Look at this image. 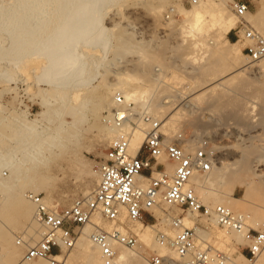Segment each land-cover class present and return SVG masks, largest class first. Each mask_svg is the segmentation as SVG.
Wrapping results in <instances>:
<instances>
[{
	"label": "bare ground",
	"instance_id": "obj_1",
	"mask_svg": "<svg viewBox=\"0 0 264 264\" xmlns=\"http://www.w3.org/2000/svg\"><path fill=\"white\" fill-rule=\"evenodd\" d=\"M106 1L107 0H0V73L17 70L19 63L23 59L39 57L44 61L38 64L36 62L33 63L32 68L33 70L41 71L39 81L43 80L51 86L61 87L65 83L67 84V81L64 80L67 74H73L74 72L79 78L77 77V80L72 86L75 88V93L73 95L75 97H81L93 94L96 88L91 87L92 89H90L88 87L90 82H80V78L83 77L89 57L96 47V43L93 42V39L96 37L99 38L100 36L102 37L101 34H95L97 28L101 26V18L97 16L96 13L102 10ZM162 1L161 4L168 3V0ZM195 3L196 5H193L192 9H187L182 3L176 2L174 6L171 7V10L168 11L169 17H167L169 24L175 22V20L171 19L174 13L182 17L180 29L182 30V38L194 42V45L202 52L199 55L200 58H204L207 52L210 53H208V64L200 67L193 77L194 80L192 79V84L188 85V87H182L181 93L187 100L186 104H178V99L174 96L168 100H165V98L163 99L164 91L158 87L153 91V81L148 80V77L144 74H138L137 77L133 75L122 78V69H119V72L116 71V76H120L119 79L115 78L114 80H110V82L98 92L97 105L95 108H92L94 109V111L92 110V114H96L95 117L97 116L105 122L104 135L108 141L113 143L123 136H129V151L133 156H136L143 147L147 125L138 120L140 127L136 129H131L127 124L118 127L113 122V110H111L114 105L112 97H114L115 93H122L125 98L126 107L135 104L132 110L137 111L139 113L138 115L147 113L159 121L162 124L160 131L166 137V141L176 142L182 145L181 142H179L181 139H176L175 137L182 123L188 121V116H192L193 112L199 111L197 103L201 104V102L204 101L209 104V107H214L221 103H229L230 105L232 102L235 103L236 99L239 100L238 96L244 98L243 100L245 101L247 100V92H245V90L252 85L250 76L251 71L254 68L264 70V58L255 63L254 61L253 63L248 61L249 57L243 52L240 46L241 42H233L229 38L230 33L242 25L244 21H242V18L238 17L236 13L230 10L225 2L215 3L214 0H199L195 1ZM163 6L164 5H160L159 8L157 7L159 13H161L160 10L164 8ZM55 8H57V10H63L61 13L62 17L57 20L56 26L52 28L50 33L45 36L38 35L40 27H36L35 24L38 19H41L39 14L44 13L43 10H55ZM172 8H174V10ZM244 19H246L252 27H256L257 31L264 37V8L260 10L257 17L249 11ZM27 22L33 23L32 27L27 26ZM101 31L104 33L105 28H102ZM129 35H131V33H129ZM25 37L38 38V40L36 43L34 40L29 42L25 40ZM131 38L132 37L129 36L128 39L131 40ZM207 39L208 41H206ZM198 57L196 58L195 56L197 60ZM101 58L102 55L99 53V59ZM152 59L154 62L161 63L160 55ZM166 69L168 68L163 67V70ZM164 76L165 75H162L160 78L163 77L164 79ZM236 76L241 78V82H237L239 83L238 85H236L235 82L234 85L230 86L229 83H233ZM158 78L154 79V81L156 84H161L164 80ZM237 79L239 78L237 77ZM158 80L163 81L158 82ZM244 93H246V95ZM195 102L197 103L195 104ZM246 104L244 103V108L247 110L246 112H248L250 106L248 108ZM43 105L46 108V111L42 114L46 116L45 118L33 121L27 119L21 120V126L26 128L29 134H22L18 131L17 135L22 138L25 135H29V137L26 140L16 137V139H14L16 146H14L13 149H8V151L4 153H0V170L2 168L10 170V176L7 179L0 178V190L8 191L26 184L29 179L27 174H32L34 176L37 173H41L43 169H47L53 161L62 155V150L65 147L63 141L73 142L76 140L79 126L84 119L78 118L74 111L66 109L68 108L67 106H65L67 111L63 109L64 113L62 110L58 111L61 108L60 106V108L58 107L59 109H55L57 110V112L55 111L57 117H53V113L50 114V111L53 109L51 108L50 102L44 101ZM97 108L103 109L104 112L107 113V116L102 117L97 114ZM249 110H251V108ZM49 114L52 115V117H49ZM248 115H250V113ZM68 116L71 117L70 120L67 119ZM43 121L45 123H43ZM205 130L207 131V127ZM174 138L176 140H174ZM27 141H31L33 144L29 150L27 149L28 152L24 151L25 153L22 154L20 149ZM207 141L209 142L208 139ZM202 142L203 144H208L205 141ZM183 148L188 151L184 146ZM202 148L206 149L210 156H212L214 150H216V148L208 150L205 146ZM15 152L21 153H17V155ZM254 160L255 159L251 160L243 156L239 161L233 163V165L241 162L242 169L256 174L257 165H253V163H255ZM160 162L164 163L167 169L166 171L169 174L174 173V163L168 161L165 156L162 157ZM212 163L210 172H195L189 181L188 187L193 188L197 195V190L202 193L204 200H201L199 195L198 197L204 205L208 203L210 198H213L215 204L214 206L208 204L209 208L224 206L232 210L235 214L244 216L251 227L256 226L257 224H255L256 222L254 223V218L250 213H255L254 215L257 217L264 218V206H259L261 211L256 209L255 206H252L257 205L256 207H258L254 199L259 201L258 198L261 197L258 196H264L263 192H260L262 189H259L257 184L253 181L246 182L245 197L243 199L237 198L234 196L232 189H228L230 180H228V170L226 171V168L231 166V164L220 161L218 162L219 166H217L214 160H212ZM201 174H208V177H202ZM33 179L35 178L33 177ZM99 180L100 175L94 173L92 182L83 188V195L88 197L92 194L95 184L98 183ZM138 180L141 182L140 185L144 187L148 184L149 179L140 177ZM31 191L34 192L36 189L33 188ZM11 198L12 200L8 206L14 210L16 216L20 219H28L30 221V229L21 236V240L24 242V246H31L29 242L32 244L37 242L44 232L42 226L35 220L36 205L31 200L30 194H21V192H18L12 194ZM44 202L51 208L50 199L46 198ZM250 205L254 209L251 208ZM155 212L160 221H170L169 228H165L164 231L170 239H173L177 232L171 224L172 216H175V212H180V209L171 207L163 202L161 207L155 209ZM188 214L190 215L184 217V222L187 227L195 229L198 236V245L200 246L208 244L210 247L216 250L218 249V251L219 249L220 251H224L231 258L234 254L240 253L237 245L241 246L242 243H250L244 233H238L225 228L221 229L217 220L214 218H208L200 214ZM197 216H203L210 221V223L208 222V227L214 237L210 238L208 240L209 242L201 241L200 234H198L199 227L195 224V218ZM0 221L2 220L0 219ZM120 222L124 224V226L121 227L122 232L126 233L129 231L128 229H130L139 237V245L135 250L116 246L115 248L118 251L116 264H148L146 260L148 252L146 253L147 255L145 254L146 256L143 255L144 253L142 254V252L145 251L143 249L144 244L152 250L149 256L155 252L161 254L168 253L171 256H176L175 253L170 250L169 246H162L160 244L156 236V227L144 222H136L131 225L128 224L127 211L125 208L120 216ZM94 224L99 229L107 232H111L115 228L112 222H107L101 215L95 216ZM95 225L90 224L85 227L87 228L86 237L82 240L83 249L86 253L85 263L105 264L99 248L94 245L90 238L92 232L97 229ZM153 232H155V235ZM16 235L17 233L14 230L6 231L0 227V264H21L23 254L15 245ZM233 241H235L236 244L233 243ZM262 254L264 255L262 252L259 256H263ZM231 260V264H247V262L252 261L241 253L236 258H231ZM68 262H70L69 259ZM28 264L49 263L44 259H36Z\"/></svg>",
	"mask_w": 264,
	"mask_h": 264
},
{
	"label": "rangeland",
	"instance_id": "obj_2",
	"mask_svg": "<svg viewBox=\"0 0 264 264\" xmlns=\"http://www.w3.org/2000/svg\"><path fill=\"white\" fill-rule=\"evenodd\" d=\"M161 1L107 0L102 10L96 13L101 18V26L97 28L95 34H101L102 37L93 39L96 47L89 57L83 77L80 78V82H90V86L88 84L90 89L96 88V91L89 96L75 97L73 95L75 88L72 86L78 77L74 72L73 74H67L64 79L67 84L65 83L66 85L64 84L61 87L51 86L41 80V78L40 80L43 82L39 81L41 71L32 69L33 63L36 62L38 64L44 61L39 57L23 59L19 63L17 70L10 71L12 74L10 72L0 73V153H4L16 146L14 139L16 137L22 138L17 135L18 131L22 134L28 133V130L21 126V120L33 121L46 117L42 115L46 111L43 105L44 101L50 102L51 108H53L50 114L53 113V117H57V113H55L57 110L55 109L61 107L62 109L60 108L58 111L62 110L63 112V109H70L74 111L78 118L84 119L79 126L77 138L74 140L75 143L74 141H63L65 147L62 150V155L53 161L47 169H43L41 173H37L34 176L27 174V177H29L28 182L20 187L8 191L0 190V219L2 220L0 221V227L6 231L14 230L17 233L15 245L20 249L23 256L27 247L19 245V240L30 229V221L28 219H20L16 216L14 210L8 206L12 200L11 195L18 192H21V194L40 195L44 200L46 198L51 200V208L57 207L61 209L70 207L77 200L87 197L83 195L82 190L92 182L94 173H98L99 165L112 144L104 135L105 122L101 118L95 117L96 114H92L94 111L92 108L97 105L98 92L110 80L119 79L120 76H116L119 69L123 71L122 78L133 75L137 77L138 74L146 75L148 80L153 81V91L157 87L161 88L164 91L163 99L168 100L174 96L178 99V104L182 105L187 102L181 93L182 87H188V85L192 84L193 77L200 67L208 64V55L210 53L207 52V56L200 58L199 55L202 52L194 45V42L182 38V30H180L182 17L174 13L171 19L175 20V22L169 24L167 20V17H169L168 11L171 10L174 3L180 2L185 8L192 9L193 5H196L195 1L199 0H168V3L164 4H161ZM214 1L215 3L225 2L229 9L234 12L232 8L234 0ZM239 1L247 3L255 17L264 8V0ZM159 4L164 5V8L162 7L164 10H160L161 13H159L158 9ZM172 9L174 10V8ZM43 12L39 14L41 19H38L35 24L36 27H40L38 35L41 36L47 35L56 26L57 20L62 17L61 13L63 10L55 8V10H43ZM244 21L247 20L245 19ZM26 25L32 27L33 23L27 22ZM102 28H105L104 33L101 31ZM253 28L257 30L256 27ZM128 35L132 37L131 40L128 39ZM229 38L233 42H238L237 31L233 30ZM25 40L29 42L34 40L36 43L38 38L25 37ZM246 45L244 42L240 43L243 52ZM99 53L102 55L101 59H99ZM159 55L161 63L152 61L153 57ZM195 56L196 58L199 56L198 60ZM248 61L253 63L250 58ZM163 67L168 69L163 70ZM256 69L254 68L251 71L252 85H250V89L245 90L247 95L244 93L247 96V100L244 101V98L238 96L239 100L236 99L235 103L232 102L230 105L229 103H221L214 107H209V104L204 101L201 104L195 102L199 107V111L193 112L192 116H188V121L182 123V128L180 126V130H178L175 137L176 139L180 138L179 142H181L182 146L188 151L192 150L191 152L204 146L208 150L216 148L212 155L213 160L217 163V166H219L218 162L220 161L231 164V166L226 168V171L228 170V180H230L228 189H232L234 196L240 199L245 197V184L250 181L257 184L258 188L262 189L260 192L264 194V70ZM158 75L159 78L162 75L167 78L166 80L163 77L160 78L164 81L158 80V82H163L156 84L154 79H157ZM235 78L233 83L231 82L232 84L229 83L230 86L234 85L235 82L236 85L239 84L237 82H241L239 76ZM117 94L122 95L120 92L114 94V97H112L114 105L111 110L115 107V96ZM244 103H247L246 105L248 108L250 106L251 110L249 108L248 112H246ZM65 106L68 108L65 109ZM131 106L134 108L135 104H131ZM97 112L102 117L107 116L103 109L97 108ZM135 112L137 115L139 114L137 111ZM249 113L250 115H248ZM50 114L49 117H52ZM67 119L70 120L71 117L68 116ZM43 123L45 122L43 121ZM206 127L207 131L205 130ZM28 137L29 135H25L22 139L26 140ZM175 138L174 140H176ZM202 141L208 144H203ZM32 144L33 142L31 141L23 144L20 149L22 154L28 152L27 149L29 150ZM21 152H15V154H20ZM243 156L251 160L255 159L253 165H257L256 174L242 169L241 162L233 165ZM9 176V169L2 168L0 170V178L7 179ZM201 176L208 177V174H201ZM98 184L99 182L95 184L94 190ZM33 188L36 191H31ZM197 192L201 200H204L202 193L199 190ZM258 197H261L258 198L259 201L254 199L258 207H256L257 205L252 206L261 211L259 206H264V196L260 195ZM208 204L214 206V199L210 198L205 205L209 206ZM252 206L250 205L251 208H253ZM177 214H183V217L190 215L183 213L181 210L174 213V215ZM250 214L254 218V223L256 222L255 224H257L252 228L258 229L261 224H264L263 217H257L254 215L255 213ZM149 219L152 225L157 224L156 228L161 230L168 229L170 226V221L162 222V220H159L157 222L151 217ZM195 219V224L199 227L198 234H200L201 241L207 242L214 237L208 227V222L210 223V221L207 218L197 216ZM86 230L87 228L83 231L76 249L70 254V264H87L85 263L86 253L82 243L83 238L86 237ZM153 233L155 235V232ZM29 243L34 245L36 242L33 244ZM233 243L236 244L235 241ZM237 246L240 253L251 260L248 250L249 244L242 243L241 246ZM143 249L145 251L142 254L144 253L143 255H145L148 252L149 257L152 250L146 247L145 244ZM221 252L224 251L221 250ZM240 253L234 254L231 258H236ZM261 257L259 256L251 262H247V264H264V255Z\"/></svg>",
	"mask_w": 264,
	"mask_h": 264
},
{
	"label": "built area",
	"instance_id": "obj_3",
	"mask_svg": "<svg viewBox=\"0 0 264 264\" xmlns=\"http://www.w3.org/2000/svg\"><path fill=\"white\" fill-rule=\"evenodd\" d=\"M232 8L238 17L245 20L250 6L234 0ZM238 41L247 45L244 53L251 61L264 58V37L247 21L236 29ZM131 105L126 107L121 94L115 96L113 122L122 127L127 124L131 129L139 126V121L147 125L143 147L136 156L130 154L129 136L115 140L100 163L98 173L100 181L88 197L77 200L67 208H50L40 195L30 194L36 205L35 220L44 232L34 245L28 246L21 264H28L36 259H44L49 264H69L72 250L83 234L86 226L94 224L96 215L115 225L107 232L97 229L90 235L93 243L101 252L105 264H116L118 251L116 246L135 250L139 237L130 229L124 233L120 216L127 211L128 224L136 222L150 223V217L159 221L155 209L165 202L183 213L204 215L217 220L222 228L244 233L249 240L251 260L258 258L264 250V224L258 229L252 228L246 218L235 214L229 208L204 205L196 191L188 187L195 172L208 173L212 169L213 156L206 149L187 151L176 142L166 141L160 131L162 124L149 114L137 115ZM166 157L175 164V171L169 174L160 160ZM140 177L148 178L146 186L140 185ZM172 227L177 234L170 239L164 230L156 228L157 239L162 246H169L175 257L168 253H153L147 257L148 264H231L228 254L218 251L208 244L198 245V236L193 228L186 226L183 214L172 216ZM152 225V224H151ZM157 227V224L153 225ZM19 245H24L20 239Z\"/></svg>",
	"mask_w": 264,
	"mask_h": 264
}]
</instances>
